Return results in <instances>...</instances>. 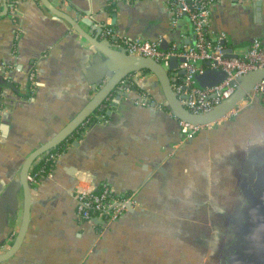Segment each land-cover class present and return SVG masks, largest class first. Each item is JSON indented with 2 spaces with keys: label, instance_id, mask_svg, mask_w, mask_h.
<instances>
[{
  "label": "crops",
  "instance_id": "1",
  "mask_svg": "<svg viewBox=\"0 0 264 264\" xmlns=\"http://www.w3.org/2000/svg\"><path fill=\"white\" fill-rule=\"evenodd\" d=\"M260 1L255 13L249 0L211 5L209 36L224 33L236 54L255 40L264 46ZM47 3L91 19V28L82 26L88 33L104 22L120 37L166 35L177 46L193 40L185 16L171 26L167 0ZM118 49L96 50L39 0H0V256L22 226L23 160L89 106L124 63ZM136 77L144 89L125 92L107 122L74 138L33 187L22 242L0 264H264L252 242L264 238V97L183 143L156 79ZM142 94L162 107L136 104ZM77 183L133 193L132 208L101 232L75 217ZM242 244H250L247 252Z\"/></svg>",
  "mask_w": 264,
  "mask_h": 264
},
{
  "label": "built area",
  "instance_id": "2",
  "mask_svg": "<svg viewBox=\"0 0 264 264\" xmlns=\"http://www.w3.org/2000/svg\"><path fill=\"white\" fill-rule=\"evenodd\" d=\"M222 1L224 0H167L169 11L175 18L171 22V26H175L177 18L185 16L191 26L193 45L177 46L166 35H160L153 41L120 37L109 23L104 24L101 38L107 39L111 44L123 49L127 55L151 59L165 70L168 69L170 59L174 58L177 61L182 59V62L177 63L175 69L172 70L175 81L171 83V88L180 104L189 113L204 114L231 95L234 89L231 83L236 77L264 67V48L259 41H253L245 51L235 53V57H229L224 52L225 34L220 32L216 33L214 37L209 36V7L220 4ZM207 69L222 71L226 75L225 80L211 87H197L195 85L196 76L201 75ZM179 70L183 71V75H177ZM28 79L32 86L34 84L33 74H29ZM121 83L125 87L124 92L131 91L134 87L129 79H125ZM257 94L264 97V80L258 83L250 94L246 95L236 110L242 105L247 106ZM136 104L161 107L147 94H142L140 102ZM112 107L113 104L109 100L99 106L82 124L79 136H83L94 125L105 124L108 119L106 112L110 111ZM212 125L192 126L179 121V130L183 136L182 142L190 140L198 131ZM67 145H69L68 142L65 143L64 149ZM60 154L61 152H48L40 160L54 161ZM28 179L32 187H35L39 182L32 174ZM73 199L77 220L86 223L94 221L99 225V231L102 232L124 214L127 204L134 203V194L116 195L107 184L83 186L77 183L73 189Z\"/></svg>",
  "mask_w": 264,
  "mask_h": 264
},
{
  "label": "water",
  "instance_id": "3",
  "mask_svg": "<svg viewBox=\"0 0 264 264\" xmlns=\"http://www.w3.org/2000/svg\"><path fill=\"white\" fill-rule=\"evenodd\" d=\"M39 1H41L45 9L48 10L55 18L63 20L68 25V28L71 31H74L76 34L90 43L96 50L105 52V50L109 49V47L111 46L109 40L101 38V31L104 27V22L98 24L99 27L97 30H95V33H88L87 31L83 30L82 26L91 28L94 24L92 23L91 19H88L84 16H80L79 18H77L69 14L65 15L64 13L58 11V9L55 10L51 8L47 3V0ZM230 1L237 2V0ZM249 2L251 3L250 6L253 9V12H258L261 1L249 0ZM61 5L62 1L60 6ZM64 10L68 13L74 14V12L71 11L70 7H65ZM113 17L114 16L112 15V18ZM193 43L194 41L192 40L190 45H193ZM261 46L264 48L263 45ZM118 50L125 57L124 63L117 66L116 73H114L112 77H110L109 81L104 85V87L100 89L89 106L85 108L81 113H79L76 117H74L59 133H57L47 142L34 149L23 160L21 168V179L25 190V207L22 226L13 246L4 255L0 256V263L10 259L17 251L22 242L28 222V209L31 204V191L34 189L31 186L28 178L31 174L36 160L47 154L49 151L55 149L63 141H66L67 138L72 137L73 132H75V130L80 127L84 123V121L87 120L104 102L109 100L113 104V106H115L119 102L120 98L122 96H125V87L121 83L122 81H124L125 79H129L135 87L144 89L141 85L138 84V78L136 77V74L139 72L151 74L156 79L160 92L162 94L164 100V109H166L174 119H176L178 122H184L192 126H207L219 122L222 119L230 116L236 110L238 104L246 97V95L250 94L251 90L258 83L264 80V67L250 71L245 75H240L236 77L234 81H232L231 85L234 86V89L229 97L221 101L207 113L191 114L180 104L171 88V83L175 81V76L173 75L172 70L175 69L177 63L182 62V59H178V61L174 58L170 59L168 69L165 70L160 64L151 59L132 57L127 55V53L123 49L119 48ZM224 52L226 56H236L232 47H225ZM177 75H183V71H177ZM225 78L226 75L222 71L207 69L201 75L196 76L195 85L199 88L211 87L221 83L223 80H225ZM10 89H13V87H10ZM13 92L17 95L16 89H14ZM17 96L18 98H20V95ZM110 113V111H107L106 115L109 116ZM1 114L2 113L0 109V118L2 116ZM71 144L75 145L76 143L75 141H72ZM131 208V203L126 205V211L131 210ZM262 237H264V232ZM255 238L256 237L252 238V242L255 243L254 246H258V242H256L257 240ZM259 243V247L261 248L260 252L259 254L254 255H263L264 258V238L260 239ZM254 251L257 253L258 249H254ZM252 258L254 262H256L255 258Z\"/></svg>",
  "mask_w": 264,
  "mask_h": 264
},
{
  "label": "trees",
  "instance_id": "4",
  "mask_svg": "<svg viewBox=\"0 0 264 264\" xmlns=\"http://www.w3.org/2000/svg\"><path fill=\"white\" fill-rule=\"evenodd\" d=\"M112 9L113 7H108L107 8V12L108 13H112ZM135 90L137 89V87H133ZM86 122V120L84 121ZM82 125L80 127H78L75 132H73V135L72 137H69L67 138L66 141H63L60 145H58L55 149L49 151L51 153H55V152H62L64 150V146H65V143H71L74 138H78L79 137V134L81 133L82 131ZM53 160H50L48 162H44L43 160H40L37 164H35V166L32 168V171H31V174L35 177V179L37 181H40L42 178H44L48 172L50 171L52 165H53Z\"/></svg>",
  "mask_w": 264,
  "mask_h": 264
},
{
  "label": "flooded vegetation",
  "instance_id": "5",
  "mask_svg": "<svg viewBox=\"0 0 264 264\" xmlns=\"http://www.w3.org/2000/svg\"><path fill=\"white\" fill-rule=\"evenodd\" d=\"M258 246H259V244H258ZM249 247H250V244L249 245L248 244H242V246H241V248L244 249V252H247V250H249ZM237 249H239L238 246H237Z\"/></svg>",
  "mask_w": 264,
  "mask_h": 264
}]
</instances>
